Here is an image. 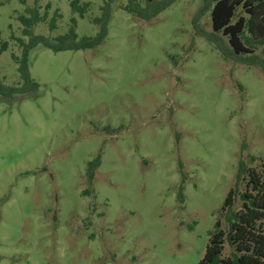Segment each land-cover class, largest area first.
<instances>
[{"label": "rangeland", "instance_id": "1", "mask_svg": "<svg viewBox=\"0 0 264 264\" xmlns=\"http://www.w3.org/2000/svg\"><path fill=\"white\" fill-rule=\"evenodd\" d=\"M2 1L0 80L13 87L12 35L23 37L18 17L35 0ZM72 1L41 0L42 13L51 4L50 18H63L35 34L63 35L72 17L79 38L98 34L103 1L81 0L84 18ZM126 4H112L102 45L30 53L36 95L0 96V264H198L241 155L264 161V72L196 35L202 0H177L149 21ZM200 24L211 31L209 13Z\"/></svg>", "mask_w": 264, "mask_h": 264}, {"label": "trees", "instance_id": "2", "mask_svg": "<svg viewBox=\"0 0 264 264\" xmlns=\"http://www.w3.org/2000/svg\"><path fill=\"white\" fill-rule=\"evenodd\" d=\"M41 0H35L34 6L26 7L18 18L22 26V38L17 41L21 49L18 56L12 54L17 65L21 82L8 86L0 80V96L5 99H20L36 95L40 85L32 78L29 67L30 53L42 45L53 52L82 51L102 45L108 37L112 19V4L119 0H102L100 16L93 19L98 34L93 37L79 38L77 19H70L68 31L56 38L35 34L34 28L47 24L49 32L58 27L63 18L56 10L50 18L51 4L45 6L42 13ZM177 0H127L124 10L136 17L149 21L170 8ZM26 6L28 0H19ZM203 5L193 18L196 35L205 38L214 45L222 57L247 67H260L264 72V0H202ZM4 1L0 0V6ZM72 13L84 18L89 3L81 0L71 2ZM209 13L211 31L205 30L200 20ZM9 49V42L2 41L0 33V55ZM172 61L174 58L171 57ZM245 150V148H243ZM241 155L235 177V186L228 191L215 228L210 232L209 242L203 258L198 264H264V161L249 155ZM101 156L90 162L87 179L92 186L96 171L101 165ZM179 202L184 203V184L187 176L183 171ZM91 195L92 191H85ZM240 203V207H237ZM228 250V253H226Z\"/></svg>", "mask_w": 264, "mask_h": 264}]
</instances>
